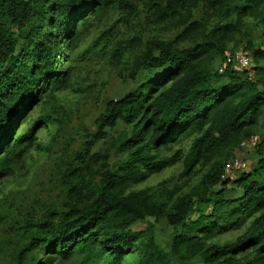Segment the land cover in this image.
<instances>
[{"label":"trees","instance_id":"1","mask_svg":"<svg viewBox=\"0 0 264 264\" xmlns=\"http://www.w3.org/2000/svg\"><path fill=\"white\" fill-rule=\"evenodd\" d=\"M166 1L169 14L204 2L210 10L234 13L237 18L249 15L264 25V0ZM105 4L106 0H0V166L8 168L18 152L33 145L34 127L43 121H35L17 138L16 127L25 119L23 114L41 102L46 85L53 92L61 81L58 58L64 39L75 40L77 27L100 15ZM238 32L235 24H219L204 41L187 48L160 40L134 57L126 76L134 89L110 101L100 119L102 128H112L118 121L130 128L118 145L128 159L116 170L106 169L99 179H91L83 195L69 188L81 199L66 209L45 212L16 253L20 264L34 250L47 255L49 264L57 258L68 260L78 252H88L91 257L92 245L98 248L97 262L119 263L143 237L147 243L141 264H175L176 259L264 264V141L257 146L260 158L255 167L249 171L248 165V170L236 172L235 179L224 178V166L234 157L212 162L223 148L249 139L252 125L264 110V69L255 64L264 61V45L248 46L253 50L252 58L246 52L251 58L252 80L245 70L228 66L221 73L217 68L216 73L204 62L210 54L222 56L223 62L225 52L219 43ZM193 134L196 137L184 156H159L176 136ZM17 147L20 149L14 154ZM150 148L153 154L147 151ZM180 158L187 172L211 163L191 194L176 198V194H167L158 203L145 199L143 192L131 191ZM227 185L241 194L227 197ZM148 217L165 220L173 228L169 251L150 232L133 230ZM246 220H250L248 227L235 242L224 246L210 243Z\"/></svg>","mask_w":264,"mask_h":264},{"label":"rangeland","instance_id":"2","mask_svg":"<svg viewBox=\"0 0 264 264\" xmlns=\"http://www.w3.org/2000/svg\"><path fill=\"white\" fill-rule=\"evenodd\" d=\"M166 3V0H106L100 15L91 16L85 26L77 27L75 40L65 35L67 39L60 45L58 58L61 81H57L53 92L46 85L41 102L23 114L25 119L14 132L17 138L35 121H43L34 127V143L18 152L8 168L0 166V264H20L16 253L28 242L29 232L45 212L77 204L81 198L73 189L83 195L91 179H99L106 169L116 170L128 159L127 152L121 151L118 145L121 135L125 132L129 135L130 128L120 121L112 128H102L100 119L110 101L134 89L126 76L134 57L149 43L162 40L187 48L204 41V36L216 25L230 23L237 25L239 32L219 43L224 54L242 49L252 58L249 45L263 48L264 25L254 17L237 18L234 13L227 15L225 11L210 10L204 2L180 7L169 14ZM20 49L19 43L17 51ZM222 58L210 54L204 62L210 63L216 72ZM255 64L264 69L263 60ZM250 135L255 146L240 143L223 148L212 162H225L234 157L246 162L249 171L252 170L260 158L257 146L264 141V110L252 125ZM195 137V134L176 136L160 150L159 156H184ZM19 149L15 148L14 154ZM152 150L147 151L153 154ZM210 165L199 164L187 172L180 158L174 165L133 186L131 191L143 192L145 199L158 203L165 201L167 194H176L175 198L186 196L202 182ZM233 177H238V173ZM226 189L230 190L227 197L241 194L233 185H227ZM191 201L196 206L197 197L193 196ZM249 221H238V226L218 234L210 243L224 246L235 242ZM133 230L150 232L155 242L169 251L174 230L165 220L148 217L136 223ZM146 243L145 237L140 239L119 263L97 262L98 248L92 245L91 257L88 252H78L68 260L57 258L52 264H141ZM46 256L34 250L24 264L35 261L49 264ZM175 264L202 263L198 259L186 262L176 259Z\"/></svg>","mask_w":264,"mask_h":264},{"label":"built area","instance_id":"3","mask_svg":"<svg viewBox=\"0 0 264 264\" xmlns=\"http://www.w3.org/2000/svg\"><path fill=\"white\" fill-rule=\"evenodd\" d=\"M228 66H230L233 70H245L249 80L254 78V73L250 70L251 58L242 49L227 52L224 56L223 62L220 64L218 72H223V70ZM241 145H254L252 137L242 142ZM246 170H248V164L246 162L241 159L233 158L224 166V178L232 180L234 173L244 172Z\"/></svg>","mask_w":264,"mask_h":264}]
</instances>
